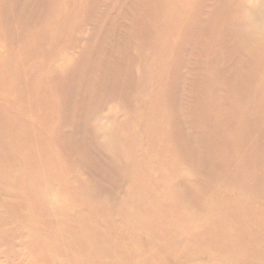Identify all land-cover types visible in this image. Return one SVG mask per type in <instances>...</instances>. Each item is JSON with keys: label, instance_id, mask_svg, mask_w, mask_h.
Masks as SVG:
<instances>
[{"label": "rangeland", "instance_id": "374dc122", "mask_svg": "<svg viewBox=\"0 0 264 264\" xmlns=\"http://www.w3.org/2000/svg\"><path fill=\"white\" fill-rule=\"evenodd\" d=\"M231 8L260 41L198 26L234 25ZM233 43L264 77V0H0V264L31 254L8 247L24 221L71 255L96 227L105 264H264V199L223 170L234 147L210 115L259 96Z\"/></svg>", "mask_w": 264, "mask_h": 264}, {"label": "bare ground", "instance_id": "6f19581e", "mask_svg": "<svg viewBox=\"0 0 264 264\" xmlns=\"http://www.w3.org/2000/svg\"><path fill=\"white\" fill-rule=\"evenodd\" d=\"M239 12L241 14V11ZM229 13V16H235L234 25L230 23V17L227 18L228 16L226 17L222 14L217 19L220 27L217 28L214 24H210L207 19L200 22L198 26L201 27L200 29H202V31L209 34L211 38H215L214 40L218 39L219 41L222 40L223 43H225V39L235 40L237 38L239 40L244 38L249 44H252L251 41L261 40L260 35H256L252 32V27L242 24V17L238 14L237 9L231 8ZM236 17H238L237 22ZM230 25L233 27L230 28ZM252 37H254V39H252ZM245 45L246 47L244 50H242L239 45L235 46L234 43L231 47L234 48V52L237 54L243 52L244 58L249 59L250 63L239 70L232 69L236 71V77H249L246 81V84L249 86H253V79L251 77L262 78L259 84L261 86L259 88V96L257 97V90L253 95L245 93L244 101L247 100V106L245 107L227 97H222L221 100L213 104L210 115L211 120L223 125L222 132L229 138L234 147V153L230 150L228 151V148L227 151L223 153L228 158V163L225 167H222L223 170H232L238 178L239 183L249 188L251 192L259 196V198L264 199V77L260 76L261 73L263 74V67L260 66V60H258L257 65L253 64L254 57H259L261 60L262 58L260 51L252 48L248 44ZM229 78H234L233 73L230 74ZM229 84L233 86L234 90H241L243 88L242 84L237 82V79L230 81ZM212 161L219 162V157L216 156ZM217 168L218 166L213 169ZM237 169L241 170L239 174L235 172ZM38 207L40 208L39 211H42L41 214L45 215L47 211L44 209V206L38 205ZM231 210L235 212L233 209ZM45 218L40 219L39 223L46 225L47 222H49L48 220L56 222L60 217L51 212L50 217L48 216V219ZM62 220L66 223L65 219ZM31 222L24 221L26 227L29 228V230H27V238L19 243L11 241V244L8 245L10 251H13L10 252V254L15 255V252L18 253L17 246H24L31 253L28 255L22 253L19 258L23 262H19V264H105L108 261L118 260L117 258L114 259L115 255L112 253V250L105 251L104 253L100 251V237L98 229L94 226H91L90 229H85L84 241L90 244L88 249V252L90 251L89 253L87 251V253L85 252L84 245H79L71 255L73 250L67 247L60 248L59 245L55 244H53L51 251L44 249V251L41 252L39 242H36L38 227L35 225L34 221ZM33 235H35L34 241L32 238L29 239V237ZM46 253H49L50 256ZM10 256L11 255L7 257ZM9 262L10 261H8L7 264H13Z\"/></svg>", "mask_w": 264, "mask_h": 264}]
</instances>
